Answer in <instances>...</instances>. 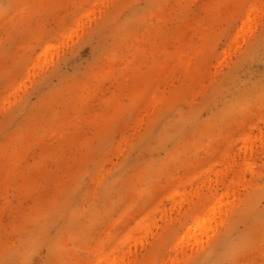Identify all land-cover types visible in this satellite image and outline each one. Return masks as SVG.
I'll return each mask as SVG.
<instances>
[{"label": "rangeland", "instance_id": "374dc122", "mask_svg": "<svg viewBox=\"0 0 264 264\" xmlns=\"http://www.w3.org/2000/svg\"><path fill=\"white\" fill-rule=\"evenodd\" d=\"M0 264H264V0H0Z\"/></svg>", "mask_w": 264, "mask_h": 264}, {"label": "bare ground", "instance_id": "6f19581e", "mask_svg": "<svg viewBox=\"0 0 264 264\" xmlns=\"http://www.w3.org/2000/svg\"><path fill=\"white\" fill-rule=\"evenodd\" d=\"M103 261V260H102Z\"/></svg>", "mask_w": 264, "mask_h": 264}]
</instances>
